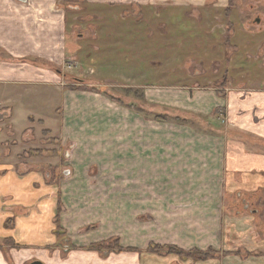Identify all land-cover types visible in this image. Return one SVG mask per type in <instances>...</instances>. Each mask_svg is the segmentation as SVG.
I'll return each mask as SVG.
<instances>
[{"label":"crops","instance_id":"crops-1","mask_svg":"<svg viewBox=\"0 0 264 264\" xmlns=\"http://www.w3.org/2000/svg\"><path fill=\"white\" fill-rule=\"evenodd\" d=\"M41 1L45 10L55 3L54 0H0V114L6 112L8 117L11 107L23 110L16 103L33 102V97L41 95L40 91L57 95L63 106L62 128L58 133L80 139L83 163L76 165V169L92 176L90 172L104 167L103 160L110 158L109 153L97 150L98 139L119 138L120 125L113 123L119 122L120 114L119 111L112 115L99 114L104 107L101 95L83 92V97L77 98L60 85L61 78L57 75L61 74L54 69L56 47L58 33L66 23L64 19L63 27L57 24L55 16L42 23L32 21L29 11L36 6L40 8ZM129 3L141 4L142 9H178L185 4L198 9L232 7L229 0H91L88 7L125 9ZM248 4L251 11L258 10L264 18V0H248ZM263 33L264 25L230 53L241 52L243 47L255 42V56L264 58V38L255 39ZM49 64L54 68H49ZM227 76L230 83L226 86L224 80L225 86L216 91L194 87V83L186 88L161 89L166 93L160 92L164 95L160 104L175 108L177 119L182 120L181 125H174L177 129L170 139L166 130L153 133L152 122L145 113L137 116L135 109H127L128 146L112 153L115 162L107 163V168L117 170L113 182L116 185L120 184L121 170H127L128 186L135 187L137 178L140 185L158 184L161 217L191 219V224L185 220L169 228L170 234H182L183 238L177 236L167 245L186 252H211L212 256L205 260L180 259L176 255L159 258L146 252L138 258L132 255L136 252H126L117 254L110 264H264V81L258 80L260 87L252 88V83L241 77L237 80ZM176 94L178 97H174ZM144 100L151 102L149 97ZM74 102L79 103L75 109ZM34 114L37 113L30 112L32 117ZM80 122L83 127L78 129ZM73 123L79 131L73 130ZM159 126L164 129L167 124ZM154 134L159 137L157 143L153 141ZM95 159H100L99 163L90 162ZM54 194L55 188L51 186L35 189L33 183L16 180L12 174L0 177V264L35 261L106 264L81 250L63 256L56 249L53 220L58 207ZM132 195L136 197L135 193ZM19 205L37 208L32 207L27 216L16 217L13 227L7 229L5 222L11 216L10 211ZM65 219L60 217L67 227L68 219ZM79 238L77 244H83ZM4 240L11 241L13 246L1 244Z\"/></svg>","mask_w":264,"mask_h":264},{"label":"rangeland","instance_id":"rangeland-1","mask_svg":"<svg viewBox=\"0 0 264 264\" xmlns=\"http://www.w3.org/2000/svg\"><path fill=\"white\" fill-rule=\"evenodd\" d=\"M54 1L50 10H45L41 1L40 8L36 6L29 11L36 22L55 16L56 23L62 25L65 19V28L58 33L55 68L52 64L49 68L61 74L57 75L61 78L60 85L71 90L73 97L81 98L83 92L101 95L104 107L99 114L112 115L119 111V122L113 123L120 125L119 138L98 139L97 150L109 153L110 158L103 160L104 167L91 171L92 176L76 169V165L83 163L81 141L76 136L59 135L63 117L61 100L57 95L40 91L41 95L33 97V102L16 103L23 110L11 107L8 117L6 112L0 114V177L12 174L16 180L33 183L35 189L41 185L55 188L58 207L53 220L55 247L63 256L81 250L106 264L117 254L126 252H136L132 255L138 258L146 252L159 258L174 256L168 253V248L175 246L166 243L183 235L170 234L168 230L185 220L191 224V219L161 217L158 184L140 185L137 178L135 187L128 186L127 170H121L120 184L116 185L113 182L117 170L107 168V163L115 162L112 153L128 146L127 109H135L137 116L145 113L152 122L153 133L166 130L170 139L177 129L174 125H181L182 120L177 119L175 108L160 104L164 96L160 92L166 93L161 89L186 88L194 83V87L215 90L230 83L227 74L251 82L252 88L260 87L258 80L264 81V58L255 56V42L241 47V52H230L256 35L264 25V18L258 10L249 9L248 0H229L232 7L228 10L198 9L188 4L178 9H142L136 3L126 4L125 9H93L88 7L91 0ZM263 38L264 33L255 39ZM69 62L72 68H68ZM227 69L230 74L225 73ZM142 85L148 88H141ZM144 97H149L151 102ZM72 104L75 109L79 103ZM29 111L37 114L32 117ZM159 116L166 120H158ZM75 124L73 130L83 127L81 122L78 129ZM160 124L167 127L163 129ZM158 140L154 134V143ZM100 159L90 162L99 163ZM4 206L9 208L7 203ZM17 207L10 211L11 216L5 222L7 229L13 227L16 217L27 216L32 207L37 208L36 205ZM61 216L68 219L67 227L60 221ZM79 237L83 244H77ZM1 244L13 246L9 240ZM151 245L164 250L148 252Z\"/></svg>","mask_w":264,"mask_h":264},{"label":"trees","instance_id":"trees-1","mask_svg":"<svg viewBox=\"0 0 264 264\" xmlns=\"http://www.w3.org/2000/svg\"><path fill=\"white\" fill-rule=\"evenodd\" d=\"M157 119L158 120H166V117L159 116V117H157ZM4 243L8 244L7 241H5ZM168 249H170L168 253L176 254V255H178L180 257L189 258V259L198 258V259H201V260H205V259L210 258L212 256L211 252L210 253L201 254V253H198L196 251L185 252V251L173 248V247H169ZM121 250H123V249L119 248V251H121ZM126 250L127 251H134L133 249H126ZM163 250H164L163 247L152 246V245L149 246V248L147 249L148 252H157V253H160Z\"/></svg>","mask_w":264,"mask_h":264},{"label":"water","instance_id":"water-1","mask_svg":"<svg viewBox=\"0 0 264 264\" xmlns=\"http://www.w3.org/2000/svg\"><path fill=\"white\" fill-rule=\"evenodd\" d=\"M31 264H42V263H40L38 261H35V262L31 263Z\"/></svg>","mask_w":264,"mask_h":264},{"label":"built area","instance_id":"built-area-1","mask_svg":"<svg viewBox=\"0 0 264 264\" xmlns=\"http://www.w3.org/2000/svg\"><path fill=\"white\" fill-rule=\"evenodd\" d=\"M68 68H72V63L71 62H69Z\"/></svg>","mask_w":264,"mask_h":264}]
</instances>
